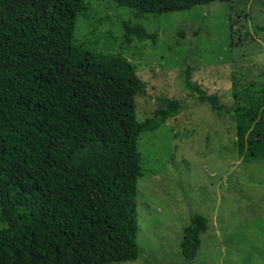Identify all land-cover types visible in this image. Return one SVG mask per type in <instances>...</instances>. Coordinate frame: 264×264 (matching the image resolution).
Masks as SVG:
<instances>
[{
	"label": "trees",
	"instance_id": "obj_1",
	"mask_svg": "<svg viewBox=\"0 0 264 264\" xmlns=\"http://www.w3.org/2000/svg\"><path fill=\"white\" fill-rule=\"evenodd\" d=\"M87 1L0 0V264H121L141 254L139 141L184 107L160 95L139 119L136 100L149 92L136 64L76 39ZM108 2L133 14L134 22L120 21L127 46L156 42L142 24L147 15L212 3L232 5L231 48L253 40L236 0ZM195 70H183V91L218 118L231 116L244 162L264 160V72L258 80L232 75L228 106L193 80ZM210 223L190 214L179 247L186 264L197 260Z\"/></svg>",
	"mask_w": 264,
	"mask_h": 264
},
{
	"label": "rangeland",
	"instance_id": "obj_2",
	"mask_svg": "<svg viewBox=\"0 0 264 264\" xmlns=\"http://www.w3.org/2000/svg\"><path fill=\"white\" fill-rule=\"evenodd\" d=\"M87 4L76 39L136 64L149 92L136 100L139 119L152 115L160 95L180 99L184 107L176 120L141 136L145 177L136 195L141 254L121 264H186L179 247L192 212L211 222L194 264H264V160L243 161L231 116L220 119L209 105L189 96L182 76L183 70L195 68L193 80L232 105V75L258 80L264 72V33H255V27L264 26V0L234 3L253 35L239 48L229 45L231 4L147 15L141 23L156 34V42L130 46L123 42L120 23L134 22L130 10L108 0Z\"/></svg>",
	"mask_w": 264,
	"mask_h": 264
}]
</instances>
